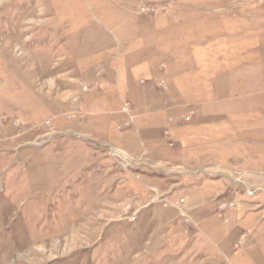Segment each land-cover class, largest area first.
<instances>
[{
  "label": "rangeland",
  "instance_id": "374dc122",
  "mask_svg": "<svg viewBox=\"0 0 264 264\" xmlns=\"http://www.w3.org/2000/svg\"><path fill=\"white\" fill-rule=\"evenodd\" d=\"M0 264H264V0H0Z\"/></svg>",
  "mask_w": 264,
  "mask_h": 264
},
{
  "label": "built area",
  "instance_id": "2783aa9c",
  "mask_svg": "<svg viewBox=\"0 0 264 264\" xmlns=\"http://www.w3.org/2000/svg\"><path fill=\"white\" fill-rule=\"evenodd\" d=\"M123 109H125V111H127V106L126 104L123 106ZM132 119V116L129 114V120Z\"/></svg>",
  "mask_w": 264,
  "mask_h": 264
},
{
  "label": "bare ground",
  "instance_id": "6f19581e",
  "mask_svg": "<svg viewBox=\"0 0 264 264\" xmlns=\"http://www.w3.org/2000/svg\"><path fill=\"white\" fill-rule=\"evenodd\" d=\"M113 148H114V147H113ZM119 151H120V150H118V152H119ZM120 154H121V155H123L124 157H126V156H127L125 153H123V151H122V150L120 151Z\"/></svg>",
  "mask_w": 264,
  "mask_h": 264
}]
</instances>
